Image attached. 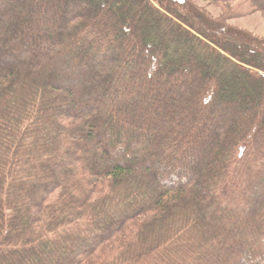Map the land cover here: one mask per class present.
Returning a JSON list of instances; mask_svg holds the SVG:
<instances>
[{"label": "trees", "instance_id": "16d2710c", "mask_svg": "<svg viewBox=\"0 0 264 264\" xmlns=\"http://www.w3.org/2000/svg\"><path fill=\"white\" fill-rule=\"evenodd\" d=\"M0 0V264H264V0Z\"/></svg>", "mask_w": 264, "mask_h": 264}, {"label": "rangeland", "instance_id": "374dc122", "mask_svg": "<svg viewBox=\"0 0 264 264\" xmlns=\"http://www.w3.org/2000/svg\"><path fill=\"white\" fill-rule=\"evenodd\" d=\"M197 3L199 6H204L210 12H212L215 16H218L220 11L215 6L208 4L207 2H203L201 0H192ZM228 24L237 29H242L244 31L250 32L258 37L264 38V14L263 13H254L250 16L244 18L232 19L228 22Z\"/></svg>", "mask_w": 264, "mask_h": 264}]
</instances>
